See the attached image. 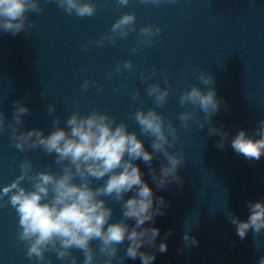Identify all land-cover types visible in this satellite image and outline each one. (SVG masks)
Masks as SVG:
<instances>
[{
	"label": "water",
	"instance_id": "1",
	"mask_svg": "<svg viewBox=\"0 0 264 264\" xmlns=\"http://www.w3.org/2000/svg\"><path fill=\"white\" fill-rule=\"evenodd\" d=\"M93 2L97 4L96 15L78 18L66 14L54 0H41L45 10L30 14L36 22L33 29L16 36L0 32V110L11 119L13 101L27 97L30 113L24 117L25 127L42 128L46 135L53 115L63 121L77 105L85 114L99 108L115 116L117 122L127 123L129 130L139 132L130 114L140 107L155 106L144 90L147 83L163 86L167 74L173 94L158 111L179 127L177 116L186 110L178 103L180 94L200 83L197 77L201 71H211L217 95L227 105L212 117L216 127L229 133L223 149L217 147L220 136L208 135L207 124L198 129L193 121L187 130L180 128L181 143L176 149H182L185 156L179 170L183 186L171 184L163 190L156 188L148 166L135 161L155 196L168 202L166 214L156 217L154 226L160 229L157 245L170 229L172 234L166 240L167 251L157 252L153 264H257L264 255V234L257 237L250 230L241 239L226 212L246 220L248 202L264 200V155L258 161L249 160L231 147V138L241 129L251 136L264 120V0H164L159 7L140 0H130L123 7L116 0ZM125 12L136 13V32L118 39L115 45L106 42L103 47L93 44L84 49L89 41L108 32ZM149 25L162 29L156 43L141 46L133 54L139 28ZM124 60H131L134 70L108 79L107 74ZM153 67L156 76L141 82L139 73ZM86 79L97 84L82 90ZM101 86L102 91H98ZM200 87L207 90L202 84ZM136 88L141 91L139 101L131 98ZM49 103L56 105L53 115L47 112ZM141 139L151 151L150 140ZM25 157L37 171L58 168L53 157L39 150L19 152L7 134L0 135V189L19 175ZM160 163L153 161L157 171ZM25 186L30 187L27 181ZM110 206L114 208L113 220H119L120 205L110 202ZM17 221L15 209L0 207V264H37L26 258L23 243L16 239ZM186 231L198 240L196 246L184 245ZM74 254L81 264V254ZM118 255H124L123 248ZM46 256L51 264H62L54 253ZM124 264H141V260L128 258Z\"/></svg>",
	"mask_w": 264,
	"mask_h": 264
},
{
	"label": "clouds",
	"instance_id": "2",
	"mask_svg": "<svg viewBox=\"0 0 264 264\" xmlns=\"http://www.w3.org/2000/svg\"><path fill=\"white\" fill-rule=\"evenodd\" d=\"M140 2L159 7L164 0ZM168 2L175 3L176 0ZM54 3L66 14L78 18L93 17L97 13V4L93 0H54ZM116 3L123 7L129 5L130 0H116ZM44 10L41 0H0V32L13 36L28 32L36 26L30 14ZM136 20L135 12H125L108 32L89 41L84 49L93 44L103 47L106 42L115 45L118 39H125L137 31ZM161 31L160 27L152 25L139 28L131 52L135 54L141 46L155 44V37ZM133 70V62L124 60L115 65L107 78ZM156 73L155 67L151 71H141L139 79L141 82L151 81ZM197 78L200 83L179 96V105L186 109L177 116L179 127L158 111L173 94L167 74L163 76V86L160 82L147 83L144 90L155 106L140 107L130 114L139 132L129 130L127 123L117 122L115 116L99 108L85 114L77 105L76 110L62 121L59 115H53L56 105L49 103L47 112L53 118L51 130L46 135L42 128L25 127L24 117L30 113L25 103L27 97L13 101L11 119L0 110V135L7 134L11 145L19 152L42 151L53 157L58 166L56 171H37L32 160L25 157L19 165V175L0 189V207L10 205L15 209L18 217L16 239L23 243L28 260L51 264L46 253H54L62 264H78L79 258L74 254L78 251L83 257L81 264H124L125 259L138 257L141 264H153L157 252L167 251L166 240L172 230L166 232L157 245L160 229L154 225L156 217L166 214L168 202L163 196H155L135 161L140 160L148 166L156 188L163 190L171 184L183 186L179 170L184 165L185 156L182 149H176L181 143L180 128L187 130L193 121L198 129L207 124L208 135L220 136L217 147L223 149L229 133L216 127L212 117L222 107L227 108L226 102L217 95L215 76L211 71H201ZM96 84L97 81L86 79L81 88L87 90ZM97 90L102 91V86ZM131 98L141 99L139 88L132 90ZM200 112L203 117L198 115ZM141 137L150 140L151 151L146 149ZM231 147L246 159L260 160L264 155V120L259 121V127L251 136L241 129L231 138ZM154 160L161 161L158 171L153 167ZM25 181L30 187L25 186ZM128 193L132 195L126 198ZM110 202L120 205L119 220H113L114 208ZM247 207L249 215L246 220L226 212L241 239L246 238L250 230L257 237L264 234V200L249 201ZM183 243L192 247L198 244V240L186 231ZM122 248L124 255L120 256L118 253ZM257 264H264V255L259 257Z\"/></svg>",
	"mask_w": 264,
	"mask_h": 264
}]
</instances>
